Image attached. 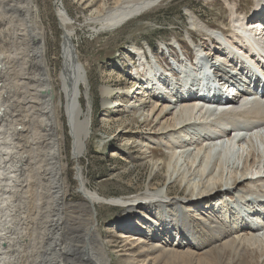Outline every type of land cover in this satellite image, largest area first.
I'll return each mask as SVG.
<instances>
[{"label":"bare ground","instance_id":"obj_1","mask_svg":"<svg viewBox=\"0 0 264 264\" xmlns=\"http://www.w3.org/2000/svg\"><path fill=\"white\" fill-rule=\"evenodd\" d=\"M163 1L165 0H117L116 6L108 15H102L95 21L102 31L119 28ZM105 7L104 4V11ZM232 13L234 32L229 37L224 33L206 29L223 46V48L217 46L211 41L210 53L217 51L228 53L227 63H230L234 76L231 77L225 74L227 71H222L224 67L219 63L221 57L216 56L211 60L212 68L219 79H228L245 89H253L255 93L252 95L260 96L262 101L246 100L250 94L248 90L245 94L247 97L243 95L245 99L241 104L237 103L240 105L232 110L228 111L231 107L227 106L203 105L200 98L202 95L208 96L210 92L203 90L207 85L204 79L200 78L203 72L198 74L197 68L200 66L195 68L194 71H197L195 75L191 73L198 90L201 89L203 92L196 97L198 91H194L195 86L190 88L183 86L181 80L169 78L166 73H162L159 78L151 73H145L143 71V65L147 64L145 60H142L140 68L143 72L139 76L141 80L145 79V82L140 88L137 81L135 91L140 89L136 93L139 96H134L128 102L129 106L126 107L131 108L130 111L118 110V106L120 102L121 104L126 102L119 98L124 95L130 96L131 87L128 90L114 91L117 93L114 96L107 88L103 89L105 111L117 109L118 111L112 113L119 114L124 111L127 114H135V118L141 121L143 127L150 128L147 130L151 134L149 140L151 143L157 138L169 141L166 142L171 144L168 174L166 173L169 182L163 189L169 192L174 185L179 184L188 196L186 200H180L166 198L163 196L164 193H149L143 198L128 199L129 204L146 206V210L138 216L140 220L138 223L143 226L138 225L134 229L132 226L127 230L129 231L127 236L121 237L131 243L129 246L134 247L130 251L133 256L125 257L133 263L150 264L153 261L151 258L157 256L153 264L162 260H165L166 264H212L208 261V252L203 254L208 258H203L198 251L217 244L219 254L225 257L242 258V255L245 257L247 255L252 258L259 253L264 256V212L259 211H264V196L255 194L257 199L251 200L252 206L248 205L253 213L250 209L247 212L252 213L253 218L258 217V221L255 222L263 226L261 229L252 225L254 221L250 217L243 220L239 219L242 216H236L238 219L232 220L230 215H226L224 222L214 216L218 206L216 201L223 197L224 193L231 192L234 187L239 189L238 187L245 181H251L254 183L253 188L259 189L258 185H261L263 183L261 180L264 179V58L258 57L264 50V6H259L252 12V22L247 21L246 15L237 16L235 12ZM61 17L66 28L61 44L62 63L59 71L55 67L52 69L47 58V34L40 22L35 0H0V28L2 27L0 46L7 45L6 42L9 41L13 49L11 54H5L2 52V46L0 47V264H111L102 241L103 235L99 231L96 207L115 206L120 200L106 199L92 191L87 185L80 165L91 136L93 105L86 70L79 62L74 43V32L67 29L68 12ZM254 18H257L258 22L254 21ZM243 31H248L250 37L247 38ZM139 52L142 53L144 50ZM144 53L145 56L143 54L142 56L146 58L149 50ZM72 54H76L77 63L73 60ZM196 54L199 59L205 57V51L203 52L201 47H197ZM237 54H242L247 63L236 58ZM231 56L235 57L231 60ZM250 56L256 67L250 66L252 65ZM259 60H263L261 69L258 67L261 64ZM255 69L261 77L253 76L251 71L255 72ZM187 84L189 83L184 85ZM145 86L147 87L144 88ZM156 86L162 87L165 91L163 97L159 92L156 93ZM82 87L87 90L86 98L89 100L87 111L80 103ZM230 91L231 88L228 93ZM110 102L114 104L113 107L109 105ZM61 110L64 111L69 135L73 140L72 159L78 168L77 191L92 211L90 219L83 223H75V220L70 219L66 204L69 181L65 174L67 165L62 149L65 135L60 118ZM247 121L252 124L249 131L240 129V125ZM255 124L259 126L253 128ZM224 125L236 129L230 134L218 136ZM124 133L127 136L129 131ZM145 135L148 136L146 133ZM215 157H218L219 162L211 168V161ZM154 162L155 172L153 171L151 176L153 178L148 185L149 189L154 186L153 180L166 163L155 160ZM227 163H234L235 166L226 176L223 172ZM193 167L194 171L191 169ZM188 168L189 172L186 173ZM33 194L37 201L39 198L44 199L46 209L41 210L45 214L42 215V220L39 219L43 227L40 228L42 238L40 237L36 243L30 241V244H27L29 240L27 232L31 226L26 220V215L29 214L25 210L30 209L31 212L32 207L24 209L23 206H27ZM139 200L143 202L138 203ZM257 201L259 205L256 204ZM249 202L246 199L243 203ZM203 204L208 206L201 208ZM221 204V211L232 212L227 201L223 199ZM187 207L193 208V215L197 219L195 221L200 223L199 227L189 220L188 215L192 212H184ZM149 212L156 215L157 221L149 220ZM126 217L117 222L119 225L117 229H125ZM246 231L253 234L246 236ZM77 236L84 239L82 246L74 244L77 242L75 241L78 239ZM71 253L74 257L70 256ZM255 260L251 259L250 264H254Z\"/></svg>","mask_w":264,"mask_h":264},{"label":"rangeland","instance_id":"obj_2","mask_svg":"<svg viewBox=\"0 0 264 264\" xmlns=\"http://www.w3.org/2000/svg\"><path fill=\"white\" fill-rule=\"evenodd\" d=\"M116 1L117 0H35V5L38 9L40 22L43 24L47 34V58L52 69L55 67L59 71L62 63L60 57L61 44L63 40V32L66 28L63 26L61 16H64L65 12H68L69 14V24L67 25V29L74 32V43L77 49L79 62L86 70L90 84L89 94L91 104L93 105L91 136L87 142L86 153L80 160V165L83 168L87 185L92 191L97 192L106 199L111 200L117 198L120 200V203L115 206L97 205L96 217L98 219L99 231L103 235L102 241L111 264H129L131 261L125 259V257H130V255L133 256L130 251L134 247L129 246L131 243L123 240V238L121 239V237L123 235L127 236V233L129 232L127 230L130 229L117 231L114 226L122 217L128 216L126 217V221H128L135 215L140 216V214L146 210V206H144L145 204L142 206H136L134 203L129 204L128 199L136 197L143 198L149 193H164L163 196L166 198L169 197L180 200H186L188 196H186L185 190H183L182 187L180 188L179 184L172 185L173 187L169 192L163 189L165 187L164 185L169 182L167 174L168 162L171 157V144L166 143L169 141L163 139L159 140L157 138L154 143H151L149 141L151 140V134L150 131L148 132L150 128L143 127L140 123L141 121L138 118H135V114H127L124 113L123 110V112L119 114H116V112L112 113V111H116L117 109H110V111L104 110V101L102 99L104 88L111 91L114 96L117 94L114 91L122 89L128 90L129 87H131L129 89V97L131 98L129 101H131L134 96H139L136 93L140 89L135 91L137 85V81L133 79L135 78V75L133 73L132 75L127 74L129 71L123 70L121 67L117 66L114 60L118 57L121 58L123 62L126 57L122 55L128 53L127 50L134 49V46L142 48L144 52H147L150 48L154 50L156 47H160L163 43L173 44L175 40L187 45V50L192 47V42H196L198 45L197 47H199V45L205 47L206 34H210L206 28L215 32L222 31L220 33L228 30L229 34H231L232 30L233 34L232 12H235L237 16L246 15L247 21L252 22V12H254L259 6H264V0H165L157 5V7L135 17L119 28L103 29L102 31L100 25L95 20L101 18L102 15H108L109 12L113 10L112 8L116 6ZM104 4L106 5L105 11L103 8ZM254 19V21L258 22L257 18ZM194 28L196 31H194ZM0 31H2V27L0 28ZM243 32L247 38L250 37L248 31ZM229 36L230 35H226V37ZM6 43L7 45L1 44L2 47L0 46L2 52L5 54H11L13 50L11 42L7 41ZM247 52L248 50L246 53ZM81 91L82 96L80 98V103L85 111H87L89 104V100L86 98L87 90L85 87H82ZM128 102H124L123 104L120 102L118 110H127L129 108L126 107L128 106ZM109 105L111 107L114 106L113 103ZM60 118L63 126V133L65 135L64 143L62 145L64 160L67 165L65 174L69 181L66 204L70 213V219L73 221L75 220V223H83V221L86 222L90 219L92 211L82 195L77 191L78 168L77 163L72 159L73 140L71 135H69V129L67 127L66 117L63 110L60 111ZM142 128L144 129V133ZM127 130L129 131V134L126 136V133L124 132ZM145 133L148 134L149 137L145 135ZM245 133L249 134V132ZM143 136L145 137L142 138ZM145 142L148 143L147 146L145 145ZM159 142H161L162 146L158 144ZM149 155H151L152 158H150L151 156ZM166 155L167 157H165ZM145 157H147V159ZM154 160L156 162L159 161V163L166 161V163L161 170L162 172L158 171V175L153 180L152 185L154 186H151L149 189L148 185L153 178L151 176L154 171ZM218 162V157L213 158L210 167L212 168L213 166H216ZM226 165L227 166H224L225 170L223 173L227 176L229 170H233L232 168L235 165L234 163H227ZM189 169L190 168L186 170V173L189 172ZM191 169L193 171L195 170L194 167ZM261 182L263 183L258 185V187H260L259 189L257 188L258 190L253 188L252 185L254 183L251 181H245V183H241V187H238L239 189L234 187L231 192L224 193V196L220 197V199L218 198V201H216L218 206H216L217 209L214 211L215 215H213L217 219L224 220V222H226V215H230L232 220L235 218L238 219L236 216H242L239 219L242 218L244 220L245 218L250 217L251 220L253 219L252 221H258L257 216L256 218L252 217L251 214L253 211L248 205L252 203L251 199H257L255 194L260 197L264 196V179L263 181L261 180ZM227 187L230 188L231 186ZM34 195L35 194H33L31 198L32 200H29L32 203L28 201V207L23 206L24 209L32 207L31 212L30 209L25 210L31 215H26V220L31 226L27 232V234L31 235L30 238L29 235H27L29 239L27 240V244H30V241L36 243L40 237L42 238L41 229L43 227L41 220L42 215H44L45 212L41 210H45L46 205L43 198H39L40 200L37 201L36 196ZM223 199L228 202L232 212L221 211L220 205H222L221 203ZM241 199L243 202H245L246 199L250 202L243 203ZM140 201L143 202L142 200H139L138 203H140ZM38 204L42 205L40 206ZM205 205L206 207L208 206L207 204H203L201 208H204ZM198 208H200V206ZM249 209L252 213L248 214L247 212ZM186 210L187 208L184 212ZM259 211L264 212L261 210ZM171 213L172 212H170V214ZM30 217L31 219H29ZM81 217L82 219H80ZM188 217L191 222L193 221L194 225L199 227L200 223L195 221L197 219L193 214H189ZM40 218L41 220H39ZM148 218L150 221H157V217L154 213L149 212ZM31 220L33 221L31 222ZM138 224L143 226L140 223ZM191 225L193 226L192 223ZM117 226L119 225L117 224ZM132 229H134V227ZM249 232L250 231H246V236H251L253 234L252 232L249 234ZM33 235L36 237H33ZM262 235L263 233L261 236ZM77 237L78 239L75 241L79 244H77V242H74V244L82 246L84 239H79V236ZM33 239L37 241L34 240V242ZM203 243H205V241ZM218 245L219 244L213 246L209 245V247L207 246L205 249L199 250L198 253H201L203 258L209 257L208 261L212 264H217L216 261H218L219 264H250L251 259L253 258L254 260L258 258L254 261V264H264V256L262 253H259L258 255L255 254L256 256L254 255L252 258L247 255V258L245 255H242V258L225 257L219 254V249H216L218 248ZM205 252H208V257L203 255ZM73 255L74 254L71 253L70 256L74 257ZM135 255L137 256V254ZM156 258L158 257L154 256L151 259L154 261ZM153 261H151L150 264H153ZM132 263L133 262L130 264ZM136 263L137 262H134L133 264ZM156 264H166V261L162 260Z\"/></svg>","mask_w":264,"mask_h":264},{"label":"water","instance_id":"obj_3","mask_svg":"<svg viewBox=\"0 0 264 264\" xmlns=\"http://www.w3.org/2000/svg\"><path fill=\"white\" fill-rule=\"evenodd\" d=\"M70 46L72 47V45L70 44ZM72 57H73V60L75 61V63H77V56H76V54H72ZM72 89V85H71V87H70V90ZM72 91V90H71Z\"/></svg>","mask_w":264,"mask_h":264}]
</instances>
